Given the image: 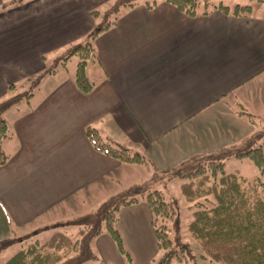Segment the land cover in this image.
Returning <instances> with one entry per match:
<instances>
[{"label":"crops","instance_id":"crops-1","mask_svg":"<svg viewBox=\"0 0 264 264\" xmlns=\"http://www.w3.org/2000/svg\"><path fill=\"white\" fill-rule=\"evenodd\" d=\"M111 1L0 0V100L11 84L24 89L35 77L43 89L1 142L9 158L0 165V234L11 235L0 239L32 233L80 199L144 180L142 165L96 151L87 126L166 170L244 144L264 119L261 14H187L166 0L139 1L92 39L89 93L77 87L75 66L54 62L48 71L49 60L101 25V6ZM116 226L130 253L157 250L145 202L122 207ZM96 241L102 259L125 264L107 234Z\"/></svg>","mask_w":264,"mask_h":264},{"label":"trees","instance_id":"trees-1","mask_svg":"<svg viewBox=\"0 0 264 264\" xmlns=\"http://www.w3.org/2000/svg\"><path fill=\"white\" fill-rule=\"evenodd\" d=\"M166 1L187 14L208 13L216 9L244 17L264 16V0L256 4L236 3L232 6L215 0ZM136 2L115 0L107 11L114 14L111 19L98 25L86 40L68 46L57 57L56 63L62 67L71 57L77 58L73 79L83 93H89L94 88L86 72L87 65L95 60L92 39L99 31L115 23L120 10ZM144 2L152 6L156 0ZM9 90L11 94L0 100V165H4L9 158L1 147L2 140L8 135V126L1 114L23 99L28 101L33 95L31 91L19 89L14 84L9 86ZM239 114L255 122L245 110H240ZM85 133L96 151L122 163L142 165L148 171L153 170L150 178L120 189L102 201L94 211L73 217L72 222L78 226L75 235L54 231L49 238L40 241L29 239L27 236L31 232H28L27 236L13 235L0 239V251L14 241L20 242V248L2 264H87L96 257L91 242L104 233L111 238L126 263L132 264L116 224L122 207L140 201L146 203L151 213L156 247L162 252L158 264H170L172 260L180 264L188 261L187 244L170 238L169 227L178 224L173 201L166 200L161 190L151 188V181L165 175L182 180L180 190L191 209L186 231L199 244L201 257L212 264H264V148L253 146V139L264 137V131L250 136L244 144L222 147L210 156L194 155L166 170L156 169L144 156L123 146L103 141L91 126L85 127ZM229 157L248 159L258 169V174L246 178L237 171H226L224 158Z\"/></svg>","mask_w":264,"mask_h":264},{"label":"rangeland","instance_id":"rangeland-1","mask_svg":"<svg viewBox=\"0 0 264 264\" xmlns=\"http://www.w3.org/2000/svg\"><path fill=\"white\" fill-rule=\"evenodd\" d=\"M123 1V0H120ZM130 1H145V0H130ZM147 1H153V0H147ZM158 1V0H156ZM217 1H222L223 4L232 6L236 3H241V4H256L258 2H262V0H215ZM115 3V0H112L109 2L106 6H101V11L102 15L98 18V23L99 24H104L108 19H111L113 17L112 11L107 12L110 10L111 6ZM57 58H54L52 60H49L47 62L48 64V69H52L54 62H56ZM77 62V58L75 56L71 57L68 62H67V67L70 69L72 66H75ZM37 77L33 78L28 82V84L24 87V90L31 91L32 93H35V96L37 95V92L41 89V85L38 86L37 88L36 84L33 85L34 81L36 80ZM39 80V79H38ZM38 88H40L38 90ZM43 91V89H41ZM36 98V97H35ZM32 96L26 101L25 99L21 100L19 103L13 105L12 107L6 109L4 112H2L1 117L6 121V123H10L12 118H14L15 115L18 113L22 112L27 104L32 103ZM257 121L258 119H254ZM264 131V119L257 121V125L253 123L250 129L246 132L248 133L247 135H255L257 133H261ZM103 141H108L105 136H102ZM253 146H262L264 148V137H258L253 139ZM225 162V169L228 172H235L237 171L240 173L242 176L246 178H251L255 175L258 174V169L246 158L244 159H236L234 157H229V158H224ZM153 170L149 171L148 173L145 174L140 179L147 180L150 178ZM264 180V177H262ZM142 180V181H144ZM139 181V180H137ZM141 181V182H142ZM182 180H180L176 176H161L159 179H156L155 181H151V188L159 189L163 192L165 199L166 200H172L173 205L177 211L178 215V224L176 227H173L172 225L169 227L170 228V238H173L174 240H179L182 243L187 244L188 246V252H187V257L188 261H183L182 264H212L211 261L208 259H205L201 257V249L199 244L192 239L191 237L188 236L187 231H186V226L187 223L190 219V212L191 209L188 207V203L185 201L184 196L181 193L180 190V183ZM130 183V182H129ZM140 183V182H138ZM127 185V184H125ZM126 187V186H124ZM121 187L120 189L124 188ZM116 187L114 190L107 191V194L101 196V197H95L89 200L88 202L84 199H80L79 201V206L75 207V209H67L66 213H59L49 216L47 219L46 224H42L41 229H39L36 233H29V236H27L29 239L30 237L32 239H38L40 241H44L45 239L49 238L50 235L54 231H64L68 234L75 235L78 231V226L72 222V218L77 216L78 214H83L87 213L90 211H94L97 209L99 204L104 201L106 198L111 196L112 194L118 192L120 189ZM61 212V211H60ZM4 236H9L11 235L10 233H5L3 234ZM2 234H0V238L4 237ZM18 235V233L16 234ZM99 237V236H98ZM93 239L91 242L92 250L95 253V258L91 259L87 262V264H111L104 259L101 258V252L99 250V247L97 246V238ZM124 242V241H123ZM125 249L129 252V248L125 244H123ZM20 248V242L14 241L10 245H8L6 248L0 251V264H2L4 261H6L13 253H15L18 249ZM130 253V252H129ZM161 250L157 249L155 252L151 253L150 255H147L144 252H134L130 253L131 258H132V264H158L160 257H161ZM121 255V254H120ZM122 256V255H121ZM123 260L124 257L122 256ZM104 260V261H103ZM124 263L126 261L124 260ZM170 264H180L175 260H172Z\"/></svg>","mask_w":264,"mask_h":264}]
</instances>
